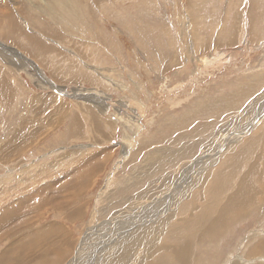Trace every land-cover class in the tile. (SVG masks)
I'll list each match as a JSON object with an SVG mask.
<instances>
[{"label":"rangeland","instance_id":"1","mask_svg":"<svg viewBox=\"0 0 264 264\" xmlns=\"http://www.w3.org/2000/svg\"><path fill=\"white\" fill-rule=\"evenodd\" d=\"M259 76L264 0H0V194L8 204L30 201L27 225L1 232L0 255H15L1 264H116L119 239L102 256L93 244L146 210L154 226L134 235L144 237L126 262L160 264L168 212L161 221L166 206L156 209V199L226 139L225 154L242 132L264 140V118L251 125L264 110ZM239 90L251 94L244 101ZM226 99L237 103L224 113ZM209 101L220 105L214 114ZM263 148L249 160L257 168L245 187L257 190L237 187L220 226L215 218L186 226L180 236L191 240L192 258L184 264H264ZM222 158L193 179L178 209L210 195ZM204 204L189 215L202 222ZM88 247L93 259L83 256Z\"/></svg>","mask_w":264,"mask_h":264},{"label":"bare ground","instance_id":"2","mask_svg":"<svg viewBox=\"0 0 264 264\" xmlns=\"http://www.w3.org/2000/svg\"><path fill=\"white\" fill-rule=\"evenodd\" d=\"M256 79H264V76H259ZM249 94H251V91L242 92L241 90H239V92L235 96H238L239 98H241L240 96H245L244 97V101H245L249 97ZM228 98H230V97H228ZM236 103L237 102H235L233 100H230V99H226L225 103H222V104L220 102L221 107H222V111H224V113H225L226 110H224V109H227V112H229V111L231 112L233 110L232 108H234ZM219 106L220 105L218 103H216V102L215 103L210 102L209 106L206 107V111L209 112L210 114H214L213 111L216 108L219 110ZM231 106H232V108H231ZM204 107L205 106H203L202 108H204ZM263 118H264V110H261L260 112H258L257 120L255 121V123H253L251 125L252 126L253 125H255V126L261 125L262 124L261 121L263 120ZM250 128H252V127H250ZM250 128H247V130H248L247 132L248 133L253 130V129H250ZM235 134H237V133H235ZM243 135H244V133L242 132V133H240V135L236 136V140H237L236 143L237 142L238 143L229 148L230 149L229 155H226L225 151H223V149H224V146H226V145L229 146V144H231L233 142V140L231 141L230 138H229L228 141L226 139V141H223L222 143L219 144V149H217L218 151H216V149H215V151H213V152L204 153L202 155V157L197 161L196 165L193 167L194 170L189 171V172H191L190 175L188 174L187 176H185L182 179H180V181H178L179 184H177L174 188L171 187L172 189L170 190V192L167 191L169 193L165 194V196L160 197L159 199H156V200H158L156 209L158 208L159 205L160 206H164V207L166 206V208L163 211L160 212L161 214L159 215V217L161 218V221H162V218H163L161 216H163L164 214H166L168 212L167 213L168 217L165 218L162 222L161 221L158 222V223L161 222V226L165 230L164 244L157 248V251H158V254H159V263L160 264H184L185 262H188L189 260H191V258H192V256H191V240L188 237L185 240H183V238L180 236L184 231H189L190 230V227H186V226L199 224L200 227L204 228V227H206L208 225V223L211 220V218H215L216 219V222H215L214 226H220L221 223L218 224V222H222L221 218H223V220H224V219H226L227 217L230 216L231 208H229L228 206H229L230 203L236 201L235 200L236 197L240 196L239 194H235L236 191H237V187H240V190L245 189V187L247 185H249V182H248L249 179L251 178V176L256 171V168H257L256 166L257 165H253V167H252V165L249 164V160H252L257 155L260 156V154L255 153V150L258 147V145H260V147H264V145H262L264 140L263 139L261 140V138L259 136H249V137L243 139L242 138ZM229 136H232V135H229ZM234 138H235V136L233 137V139ZM99 142H101V141H99ZM234 142H235V140H234ZM217 145H218V143H217ZM215 148H216V146H215ZM226 148H227V146H226ZM222 156H223V158L225 156H229V157H227V159L225 161L221 162V164L219 162L218 165H220V166L215 171H211L209 176H211V177L214 176V183H213V188L211 190L210 195L207 198H205V197H203L205 195V193L203 192L202 193V197L200 199L197 197V195H195L191 202L186 203L182 207L183 211H181V208L178 209L177 201H178L179 197L184 195L186 193V191L190 188V186H192L194 184L195 181L193 179H195L197 176H200V175L202 176V175L206 174L205 171L210 169L211 167H213L217 163V161L220 160V158ZM240 157H241V160L236 164L235 170L232 171L231 168L235 165V161L239 160ZM261 157H262V159H264V148L262 149ZM159 160H157V161H159ZM169 161L172 163L173 159L170 157ZM170 162L166 161L164 163V165H162L160 167V169H163V170L166 169ZM150 169H152V168H150ZM228 169H229V172L232 171L236 176L235 175L234 176H230L229 173H228ZM244 169H247L246 170L247 171L246 174H244ZM149 174H151V171L149 172ZM226 178H228V179L224 183ZM263 186L264 185H262V189H261L262 191H260V194H262V196H264ZM245 190L255 191L257 189L246 188ZM40 192H42V190ZM46 192H48V190L45 191V193ZM17 193L20 194L19 192H17ZM25 193H26V191H25ZM42 193H44V192H42ZM6 194H7V191H6ZM226 194H229V195L227 196ZM11 195H13V194H11ZM39 195L40 194L38 193L37 196L40 197ZM47 195H49V192H48ZM52 195H55V194H52ZM33 196L34 195L32 194L28 199H31L33 201V199H34ZM47 197H49V196H47ZM60 197H61V195H60ZM41 198L45 199L46 196L44 195V198L43 197H41ZM14 199H16V198H14ZM139 199L141 200V199H143V197L139 198ZM4 200H5L4 197H1L0 203H2L4 206L0 209V237L2 235L1 232H4L3 230L6 229L8 235H10L11 229L12 230L16 229L17 224L14 221L21 220L22 226L24 224L27 225L26 224V222H27L26 219L25 220L23 219V217L24 216L26 217L27 214L24 215L22 210L25 208V206H23V205H25V204L27 205V203L30 204V201L27 200V197H25L24 195L22 196L21 199H16L17 201H15L13 203H10V204L4 203ZM50 200H51V198H50ZM41 201L43 202V200H41ZM47 201H49V200H47ZM200 201L205 202V204L202 205V209H203L202 212H201L202 222L200 221V217L198 215H196L194 217L189 215L190 209L195 204H197ZM142 202H143L142 200L141 201L138 200V202L135 201L136 204L142 203ZM227 202H229L228 206H227ZM33 204H32V206H34V207H35V205H38V203H36L34 205ZM207 204L209 205L208 208H206ZM45 206H47V205H45ZM26 208H29V206H26ZM247 209L248 208L246 207V205L242 206V212H247ZM29 211L31 213L30 209H29ZM170 211H172V215H170ZM206 211H207L208 215H206ZM146 212H147V210L141 212L139 215L136 214L134 216H129V217L125 218L124 219L125 221L122 224H120V225L117 222H115L116 223L115 225H116L117 228L113 229L115 227V225H113V227H112L113 230H116L115 231V235L113 237L110 235V233L113 230L105 232L106 235L109 236L108 240L107 241H103V244H100L101 243L100 241L93 244L92 247L94 248L95 251H97V256H102L104 254L103 251H105V249H107V250L110 249L111 246L108 247V245L117 243L119 241V243H117L115 245L116 248L117 249L125 248V253L121 257L122 261H120L121 259L119 260L120 264H130L129 262H126L127 258L129 257V254L135 251L136 245L139 242H141L143 237H144L143 234H140L136 238H134V235L137 234V232H139L142 228H145V229L150 231V227L154 226L153 223H151L149 220H147L145 218L146 217ZM210 214H213V215L211 216ZM187 216H189V218ZM153 217H156V216H153ZM153 217H151V218H153ZM159 217H158V219H160ZM12 226H13V228H12ZM120 229H122V230H120ZM16 231L17 230H15V232ZM118 231H119V233H117ZM97 232H99V230ZM217 232H218V230L214 231L212 236H215L217 234ZM13 233H14V231H13ZM99 233H101V232H99ZM92 247L91 248L88 247L89 249L92 250V252H90L88 254L85 252V255H83V256H85V258H89V257L91 258V256L96 255ZM116 248H113V249L117 250ZM89 249H87V250H89ZM12 250H14V249H12ZM111 251L113 252V250H111ZM111 251H109V254H111L110 253ZM9 253H11V252H9ZM9 253L5 252V253H2L0 255V264L3 261V259H5L7 257V255ZM12 253H11V255L14 254V253L13 254ZM2 256H4V257L1 258ZM13 256H15V255H13ZM93 258L94 257H92L91 259H93ZM10 259H8V260H10ZM76 260H78V258ZM119 261L116 264H119ZM73 264H74V262H73ZM75 264H78V263H75ZM148 264H150V263H148Z\"/></svg>","mask_w":264,"mask_h":264},{"label":"crops","instance_id":"3","mask_svg":"<svg viewBox=\"0 0 264 264\" xmlns=\"http://www.w3.org/2000/svg\"><path fill=\"white\" fill-rule=\"evenodd\" d=\"M229 153H230V152H229ZM229 153H227V154H229ZM227 154H226V155H227ZM227 157H229V156H225L224 158H222V159H221V162L225 161V160L227 159ZM221 162H220V164H221ZM226 195L228 196L229 194H226ZM1 197H2V196H1V194H0V199H1Z\"/></svg>","mask_w":264,"mask_h":264}]
</instances>
